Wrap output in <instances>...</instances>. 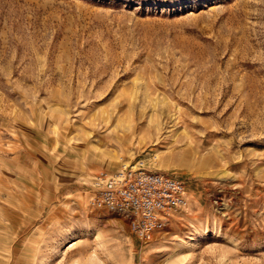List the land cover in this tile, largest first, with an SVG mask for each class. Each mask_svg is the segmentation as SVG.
<instances>
[{
	"label": "rangeland",
	"instance_id": "obj_1",
	"mask_svg": "<svg viewBox=\"0 0 264 264\" xmlns=\"http://www.w3.org/2000/svg\"><path fill=\"white\" fill-rule=\"evenodd\" d=\"M137 161L147 241L87 205ZM0 264H264V0H0Z\"/></svg>",
	"mask_w": 264,
	"mask_h": 264
},
{
	"label": "built area",
	"instance_id": "obj_2",
	"mask_svg": "<svg viewBox=\"0 0 264 264\" xmlns=\"http://www.w3.org/2000/svg\"><path fill=\"white\" fill-rule=\"evenodd\" d=\"M90 208L123 214L130 233L141 241L162 230L171 215L188 205L184 183L175 176L144 168L142 161L123 164L116 172L92 176Z\"/></svg>",
	"mask_w": 264,
	"mask_h": 264
}]
</instances>
